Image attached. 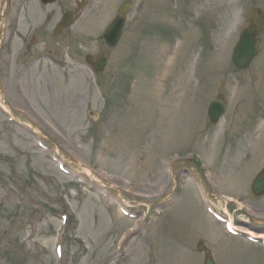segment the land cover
I'll list each match as a JSON object with an SVG mask.
<instances>
[{"label": "rangeland", "instance_id": "374dc122", "mask_svg": "<svg viewBox=\"0 0 264 264\" xmlns=\"http://www.w3.org/2000/svg\"><path fill=\"white\" fill-rule=\"evenodd\" d=\"M7 1L15 4L0 0L5 106L47 136L74 171L109 185L132 209L148 214L183 194L132 236L147 219L127 217L62 172L0 111V264H204L201 239L217 264H264L259 240L228 234L217 217L228 215L244 233L264 230V197L251 195L264 167V42L245 71L231 62L251 7L264 8V0H91L78 27L59 39L53 29L62 13L76 9L73 0L51 6L17 0L20 26L16 17H1ZM125 1L131 10L123 40L100 75L112 83L108 93L97 90L89 70L67 53L62 69L46 59L39 68L26 57L24 36L33 33L41 37L39 47L58 57L63 38L77 58L88 49L104 51L102 31ZM8 21L14 32L19 28L15 40L7 36ZM79 35L83 46L73 48ZM22 76L32 109L16 91ZM221 91L227 111L211 124L207 109ZM39 115L45 120L33 121ZM186 168L202 178L207 204Z\"/></svg>", "mask_w": 264, "mask_h": 264}, {"label": "water", "instance_id": "95a60500", "mask_svg": "<svg viewBox=\"0 0 264 264\" xmlns=\"http://www.w3.org/2000/svg\"><path fill=\"white\" fill-rule=\"evenodd\" d=\"M56 0H44L45 3H52ZM128 7L125 5L124 10ZM73 21V17L70 14H66L58 26L61 27L69 26ZM251 24L245 29L241 36L240 41L234 49L233 62L239 69L248 67L252 60L258 55L260 51V45L262 40L258 36L264 30V11L261 8L253 7L250 13ZM124 18L118 17L110 25L105 33V38L110 46H115L121 35L124 27ZM100 68L104 66V62L100 61ZM223 95L219 96V99H223ZM225 113V108L220 101H214L209 108V116L213 123L219 121L221 116ZM252 192L254 197L264 195V170H262L256 177L253 185ZM203 242H200L199 247L201 248ZM205 264H215L212 256L207 253L205 257Z\"/></svg>", "mask_w": 264, "mask_h": 264}, {"label": "bare ground", "instance_id": "6f19581e", "mask_svg": "<svg viewBox=\"0 0 264 264\" xmlns=\"http://www.w3.org/2000/svg\"><path fill=\"white\" fill-rule=\"evenodd\" d=\"M227 200L228 201H234L235 199L232 196H228ZM230 225H232L235 228V225H233V223H230ZM251 233L253 234L254 232L252 231ZM255 234L264 238V234H257V233H255Z\"/></svg>", "mask_w": 264, "mask_h": 264}, {"label": "flooded vegetation", "instance_id": "af4514ba", "mask_svg": "<svg viewBox=\"0 0 264 264\" xmlns=\"http://www.w3.org/2000/svg\"><path fill=\"white\" fill-rule=\"evenodd\" d=\"M101 47H102V49H104V51L103 52L97 51V54L109 56L108 52L105 50L106 47L104 45H101ZM108 60H109V57H108Z\"/></svg>", "mask_w": 264, "mask_h": 264}]
</instances>
